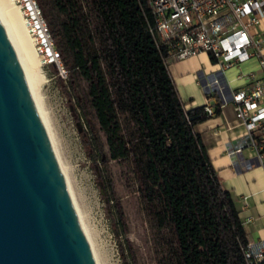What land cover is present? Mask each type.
<instances>
[{
  "label": "trees",
  "instance_id": "trees-1",
  "mask_svg": "<svg viewBox=\"0 0 264 264\" xmlns=\"http://www.w3.org/2000/svg\"><path fill=\"white\" fill-rule=\"evenodd\" d=\"M37 2L70 82L87 84L88 109L109 160L129 166L143 212L165 238L169 264H245L239 211L194 131L218 109L212 116L203 106L184 109L147 1ZM87 144L102 163L90 126ZM108 201L121 225L116 201Z\"/></svg>",
  "mask_w": 264,
  "mask_h": 264
},
{
  "label": "built area",
  "instance_id": "built-area-1",
  "mask_svg": "<svg viewBox=\"0 0 264 264\" xmlns=\"http://www.w3.org/2000/svg\"><path fill=\"white\" fill-rule=\"evenodd\" d=\"M9 1L20 15L40 64L54 66L65 80L68 72L37 0ZM146 1L167 62L207 56L211 71L201 83L204 112L212 116L214 108L226 102L231 105L243 138L229 154L247 150L249 163L264 176V0ZM247 64L251 68L241 71ZM229 70H235L230 81L225 77ZM234 81L240 84L231 88ZM249 222L251 218L246 219ZM242 253L245 264H264V238L247 242Z\"/></svg>",
  "mask_w": 264,
  "mask_h": 264
},
{
  "label": "water",
  "instance_id": "water-1",
  "mask_svg": "<svg viewBox=\"0 0 264 264\" xmlns=\"http://www.w3.org/2000/svg\"><path fill=\"white\" fill-rule=\"evenodd\" d=\"M0 264H95L59 161L1 20Z\"/></svg>",
  "mask_w": 264,
  "mask_h": 264
},
{
  "label": "rangeland",
  "instance_id": "rangeland-1",
  "mask_svg": "<svg viewBox=\"0 0 264 264\" xmlns=\"http://www.w3.org/2000/svg\"><path fill=\"white\" fill-rule=\"evenodd\" d=\"M69 76L68 72V77L61 79L54 66L40 64L35 80L37 97L96 264H159L160 259L169 264L165 238L156 233L144 214L129 166L108 158L104 138L88 109L87 84L76 79L70 82ZM88 126L97 136L102 163L96 152L89 151ZM113 199L123 230L113 202L108 201Z\"/></svg>",
  "mask_w": 264,
  "mask_h": 264
},
{
  "label": "crops",
  "instance_id": "crops-1",
  "mask_svg": "<svg viewBox=\"0 0 264 264\" xmlns=\"http://www.w3.org/2000/svg\"><path fill=\"white\" fill-rule=\"evenodd\" d=\"M251 66L244 65L241 71L245 72ZM167 71L184 109L204 105L201 83L211 71L206 55L198 54L182 61L169 62ZM234 74L235 70H229L225 77L230 81ZM239 84L230 82V87ZM194 131L201 136L220 186L230 194L235 206H239L236 208L247 242L264 238V176L260 168L249 163L251 156L247 150L229 154L243 138V129L235 121L231 105L226 102L220 106L217 115L196 125ZM247 218H251V222L246 223Z\"/></svg>",
  "mask_w": 264,
  "mask_h": 264
},
{
  "label": "bare ground",
  "instance_id": "bare-ground-1",
  "mask_svg": "<svg viewBox=\"0 0 264 264\" xmlns=\"http://www.w3.org/2000/svg\"><path fill=\"white\" fill-rule=\"evenodd\" d=\"M0 20L5 27L9 41H10V43H11V45H12V47L16 53V56L18 58L20 65L23 69V73L25 75L27 84L29 86L30 92H31L32 97H33V100L35 102V105H36L37 110L39 112V115L41 117V120L45 126V129H46L47 134L49 136L53 150H54V152L57 156V159L59 161L61 171H62L63 176L65 178V181L67 183L64 168H63V166L59 160V156H58V153L56 151L55 144L53 142L51 133L49 131L47 122L45 120V116H44L43 112L41 111V107L39 105V99L37 97V87H36L37 83L35 80L37 78V71H38V67L40 65V62H39V59H37L35 57V55H34L35 52L33 53V50H34L33 45L31 43V40L27 36V33L25 31V28H24L23 23H22L21 18H20V15H19L17 9L12 6V4L10 3L9 0H0ZM67 186L69 189L68 183H67ZM69 192H70V190H69ZM70 195H71V193H70ZM71 198L73 200L72 195H71ZM73 204H74V201H73ZM74 206H75V204H74ZM75 209H76L77 214L79 216L82 227L85 231V234L87 235L88 242H89L90 248L92 250V245H91V242L89 240L88 233L86 231L87 229H85V227H84L82 217L79 214L76 206H75ZM93 252L94 251H92V254H93ZM94 254H93V257H94ZM95 260H94V262L96 264L97 262Z\"/></svg>",
  "mask_w": 264,
  "mask_h": 264
}]
</instances>
